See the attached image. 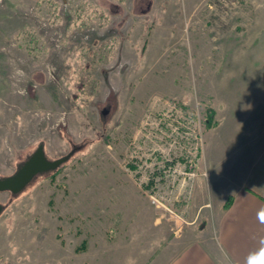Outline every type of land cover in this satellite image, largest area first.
Wrapping results in <instances>:
<instances>
[{"label":"rangeland","instance_id":"374dc122","mask_svg":"<svg viewBox=\"0 0 264 264\" xmlns=\"http://www.w3.org/2000/svg\"><path fill=\"white\" fill-rule=\"evenodd\" d=\"M256 136L264 0H0V178L70 153L0 191V264H167L213 211L205 150L241 169Z\"/></svg>","mask_w":264,"mask_h":264},{"label":"crops","instance_id":"0c3cea01","mask_svg":"<svg viewBox=\"0 0 264 264\" xmlns=\"http://www.w3.org/2000/svg\"><path fill=\"white\" fill-rule=\"evenodd\" d=\"M264 136L242 141L241 158L243 166L229 168L228 163L235 138L226 142L230 150L223 157L213 159L215 150H205L209 177L206 207H213L208 215V223L202 228L201 237H197L180 250L167 264H247L248 256L264 247V223L260 216L264 214ZM231 143V144H230ZM263 143L262 145H260ZM258 145L256 160L252 171L244 170V164L256 154L251 149ZM229 154V155H228ZM228 161L224 162L223 158ZM240 170V171H239ZM245 171V172H244ZM214 184V185H213ZM231 196L230 205L224 208L225 201ZM220 205L218 206L217 205Z\"/></svg>","mask_w":264,"mask_h":264},{"label":"water","instance_id":"95a60500","mask_svg":"<svg viewBox=\"0 0 264 264\" xmlns=\"http://www.w3.org/2000/svg\"><path fill=\"white\" fill-rule=\"evenodd\" d=\"M69 157L70 153L56 159H49L45 155L44 145L39 144L32 155L28 157L15 173L0 178V191L9 190L13 193H18L37 173L55 170L66 162ZM1 211L2 203L0 202V213Z\"/></svg>","mask_w":264,"mask_h":264},{"label":"clouds","instance_id":"9594fccd","mask_svg":"<svg viewBox=\"0 0 264 264\" xmlns=\"http://www.w3.org/2000/svg\"><path fill=\"white\" fill-rule=\"evenodd\" d=\"M260 220L264 223V214L260 216ZM247 264H264V247H261L258 251L251 253L248 256Z\"/></svg>","mask_w":264,"mask_h":264},{"label":"trees","instance_id":"16d2710c","mask_svg":"<svg viewBox=\"0 0 264 264\" xmlns=\"http://www.w3.org/2000/svg\"><path fill=\"white\" fill-rule=\"evenodd\" d=\"M214 115H215L214 110L210 109L208 112L207 126L211 127L217 124V122L214 120ZM230 202H231V196L225 201L224 208H227L230 205ZM86 243L87 241L84 240L80 247H85ZM77 250H79V247Z\"/></svg>","mask_w":264,"mask_h":264}]
</instances>
